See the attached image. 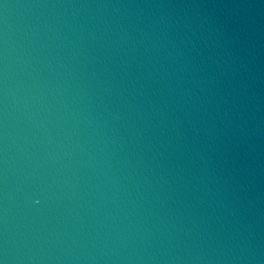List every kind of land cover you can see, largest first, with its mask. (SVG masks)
I'll list each match as a JSON object with an SVG mask.
<instances>
[{
    "label": "water",
    "instance_id": "95a60500",
    "mask_svg": "<svg viewBox=\"0 0 264 264\" xmlns=\"http://www.w3.org/2000/svg\"><path fill=\"white\" fill-rule=\"evenodd\" d=\"M0 264H264V0H0Z\"/></svg>",
    "mask_w": 264,
    "mask_h": 264
}]
</instances>
